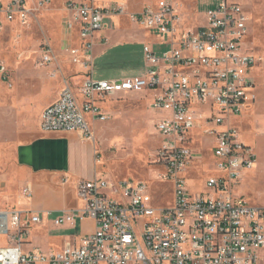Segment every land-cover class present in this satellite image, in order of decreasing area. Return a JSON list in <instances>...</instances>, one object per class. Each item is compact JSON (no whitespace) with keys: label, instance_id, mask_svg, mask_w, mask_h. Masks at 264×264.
I'll list each match as a JSON object with an SVG mask.
<instances>
[{"label":"built area","instance_id":"obj_1","mask_svg":"<svg viewBox=\"0 0 264 264\" xmlns=\"http://www.w3.org/2000/svg\"><path fill=\"white\" fill-rule=\"evenodd\" d=\"M113 1L101 6L95 0L63 3V26L78 36V45L65 48L63 56L79 68L81 80L60 76L58 54L47 41L40 44L36 66L52 68L49 76L61 77V90L42 111L39 129L80 133L94 143L90 122L107 120L95 105L98 100L146 93L150 106L164 113L156 121L160 143L151 163L162 168L157 181L170 186L172 201L154 205L152 186L143 181L78 180L75 193L81 206L60 211L53 224L73 229L91 220L94 231L75 236L58 251L25 252L24 238L42 215L0 209V237L5 239L0 264H264V207L234 193L256 161L232 121L252 110L255 83L250 73L264 69V54L242 50L251 20L243 0H212L205 27L195 30L180 25L181 0H146L132 13L122 0ZM49 5L50 0H35L33 7L28 0H0V34L5 23L28 25L33 14ZM115 16L152 33L167 49L143 46L140 75L97 80L92 74L94 37ZM5 73L0 64V75ZM205 163V189L192 193L186 179ZM21 196L30 200V186Z\"/></svg>","mask_w":264,"mask_h":264},{"label":"rangeland","instance_id":"obj_2","mask_svg":"<svg viewBox=\"0 0 264 264\" xmlns=\"http://www.w3.org/2000/svg\"><path fill=\"white\" fill-rule=\"evenodd\" d=\"M30 1L28 7H33L35 0L34 3ZM64 1L50 0L48 9L39 12L28 25L6 24L8 26L5 25L0 34V64L6 69V73L0 75V209L14 207L16 193L21 190L13 177V153L18 143L30 141L35 133L36 104L44 102L40 98L42 87L37 75L41 69L36 66L39 46L48 40L55 51L60 50ZM95 1L101 5L108 0ZM211 4L212 0H181L178 9L182 28L195 30L205 27V13ZM243 5L251 20L241 44L242 50L248 54H264V0H243ZM129 6L136 11L142 7V0H130ZM148 40L152 43L155 39L149 37ZM153 46L156 52L167 49V46ZM126 52L130 57L125 61L121 55ZM142 60L143 48L136 44L109 53L106 58H100V64L94 59L92 72L95 79L100 80L125 78L142 65ZM63 68L70 71L68 66ZM253 97L254 108L248 112L247 118L243 119L241 115L232 121V125L241 141L254 152L256 164L244 175L234 193L254 206L264 207V75L255 78ZM100 108L107 116L105 122H100L103 131L100 130V140H96L98 158L102 163L100 179L146 182L152 186L154 205H168L172 199L170 186L157 181L162 168L151 163L160 143L156 121L164 113L153 109L144 93L105 99ZM207 171L205 163L190 172L186 179L190 192L205 189ZM44 236L46 230L40 227L31 229L24 238L23 250L40 248L46 251L41 240ZM3 244L5 239L0 237V245Z\"/></svg>","mask_w":264,"mask_h":264},{"label":"crops","instance_id":"obj_3","mask_svg":"<svg viewBox=\"0 0 264 264\" xmlns=\"http://www.w3.org/2000/svg\"><path fill=\"white\" fill-rule=\"evenodd\" d=\"M145 1L146 0H142V7ZM120 2L126 5L128 13L137 12L142 9L141 7L136 11H132L129 6L130 0H122ZM31 3H34V0L31 1ZM105 3L110 4L114 3V1L108 0ZM95 4L97 6H101L104 3L98 5L95 1ZM61 12L63 14L62 17L64 18L65 14L62 8ZM37 14H33L32 18L35 19ZM6 24L9 25L15 23H5L4 29L6 26H8ZM60 33L63 43L59 48L60 50L56 51L60 58V65L62 69V74L60 76L68 77L71 75H76L74 76L75 78L73 81L79 82L81 80L79 68L71 67L68 64L67 59L63 56V51L65 48L78 45L77 32L76 30L69 32L63 26V31L61 30ZM149 37H154L155 40L151 41L152 43H150L148 40ZM45 41L50 44L48 40ZM136 44H141L142 48L143 46H151L154 49L155 47L153 44L157 45L158 48L163 47L161 46L160 39L153 36L152 33L131 24L126 17H112L107 20L106 28L102 32L95 34L92 49L93 61L95 59V62L100 64V58H106L109 53L114 52L115 50H122L126 47L131 48ZM50 45L52 46V44ZM58 52H61V54ZM121 57L126 61L130 56L129 53L126 52L125 54H122ZM63 66H68L70 71L66 72ZM39 69L41 70H39L37 75H39L40 85L42 87L40 98H43V101L46 103L44 104L43 102V104H36V128L32 139L25 143H18L13 153L15 171L13 177L15 183L21 188V190L27 185L30 186L32 197L30 200H25L24 197L21 196L20 190V192L16 193L17 201L15 202L14 207L22 211H30L34 213H40L42 215V222L38 225L32 226L29 229V234L30 230L33 228L40 227L46 230V236L41 239L46 251H43L40 248L34 249H38L40 252L47 254L51 251H58L62 249L66 243L73 242L75 236L92 233L94 231V223L91 220H85L73 229L68 225L56 227L53 224V220L60 211L72 210L81 206V202L77 199L75 193V183L78 180H90L95 176L100 178V166L102 163L98 158L96 140H100V130L102 129L100 128V122H90L95 138L94 143L85 140L82 134L76 132H41L39 129L40 115L46 107L51 105L57 99L61 90V77H57L55 79L51 78L49 76L51 72L50 69ZM143 70L144 60H142V65L140 67L134 69V71H132V73H130L125 78L140 75L142 74ZM263 70V68H257L250 73V78L254 81V83L255 78L262 77V75H264ZM92 74L93 78H95L93 72ZM34 79L35 78L32 80ZM131 94L138 93L119 94V96L116 95L111 99H119L120 97H125ZM144 94L149 100L150 104L149 97L146 95V93ZM95 105L100 110V100H98ZM247 115L248 112L243 114V119H246ZM238 118L239 117L235 119ZM245 145L248 146L247 144ZM249 171L244 172V175H246ZM64 178H66L68 181L65 184H62L61 182ZM51 216L53 217L52 220L49 219Z\"/></svg>","mask_w":264,"mask_h":264}]
</instances>
